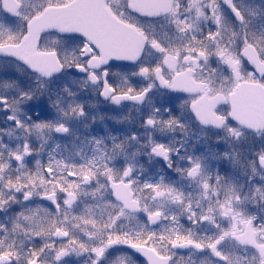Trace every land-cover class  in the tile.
<instances>
[{
	"label": "snow or ice",
	"instance_id": "6c2138e0",
	"mask_svg": "<svg viewBox=\"0 0 264 264\" xmlns=\"http://www.w3.org/2000/svg\"><path fill=\"white\" fill-rule=\"evenodd\" d=\"M0 113V264H264V0H0Z\"/></svg>",
	"mask_w": 264,
	"mask_h": 264
},
{
	"label": "flooded vegetation",
	"instance_id": "af4514ba",
	"mask_svg": "<svg viewBox=\"0 0 264 264\" xmlns=\"http://www.w3.org/2000/svg\"><path fill=\"white\" fill-rule=\"evenodd\" d=\"M82 99L91 101L94 99V97L89 93V94L84 95ZM38 107H43V105H39V106L33 105V114L35 113V111L39 110ZM126 111H127V107L124 109H116L115 107L109 106L106 102H102L101 106L98 109L92 110V113L96 115L97 117H99L100 115H103L106 118L103 121V123L98 122L95 126H93V128L91 129V132L99 134V135H106L107 133L103 126L104 124H107L108 129L115 133H126L127 131H129V129L131 131H139V129L136 127L137 120H136V113L134 110L132 111L133 121L131 124H128L125 126H118L112 120L107 119V116L109 115H112V114L121 115L122 113ZM75 127L77 128V131L79 132L81 136H86L89 134L87 131L84 130L82 124H78ZM8 128L9 126H8V123L6 122L4 114L0 113V130H8ZM19 135L20 133L14 132L11 136H9L5 134L4 131H0V136L3 137V142L5 144H10L13 147L16 144L21 142L20 140L17 139Z\"/></svg>",
	"mask_w": 264,
	"mask_h": 264
}]
</instances>
